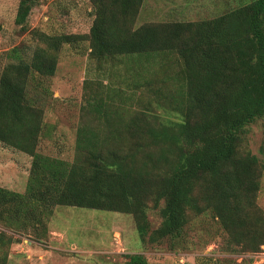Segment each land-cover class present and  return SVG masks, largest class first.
Segmentation results:
<instances>
[{"label": "trees", "instance_id": "1", "mask_svg": "<svg viewBox=\"0 0 264 264\" xmlns=\"http://www.w3.org/2000/svg\"><path fill=\"white\" fill-rule=\"evenodd\" d=\"M39 0H19L25 25ZM87 34L34 30L29 60L16 53L0 74V140L32 157L26 190L0 185V223L44 239L57 205L130 213L144 242L182 234L194 216L211 213L232 243L256 252L264 244L257 203L264 164L244 146L248 127L264 118V0L208 19L136 24L144 0H91ZM90 41L97 61L119 55L176 54L178 96L155 90L134 107L120 91L94 92L83 108L72 161L38 150L43 109L28 98L37 76L55 74L65 44ZM152 81L136 82L137 87ZM121 94L123 98L116 96ZM165 98V99H164ZM152 104V105H149ZM167 108V107H166ZM178 113V114H179ZM151 209L162 218L152 229ZM12 235L0 230V246ZM6 253V252H5ZM129 264H148L139 253Z\"/></svg>", "mask_w": 264, "mask_h": 264}, {"label": "rangeland", "instance_id": "2", "mask_svg": "<svg viewBox=\"0 0 264 264\" xmlns=\"http://www.w3.org/2000/svg\"><path fill=\"white\" fill-rule=\"evenodd\" d=\"M251 0H144L136 24L147 22L208 19ZM19 0H0V74L15 60L16 53L29 60L38 41L39 30L49 34L90 32L94 9L91 0H39L30 11L26 27L16 22ZM90 41L65 44L59 53L55 74L37 76L28 91L29 100L43 109L44 127L38 150L72 161L77 129L83 120L87 99L94 92L108 95L120 91L132 97L137 107L149 100L167 118H176L168 102L157 108L159 88L165 100L178 96L179 81L173 79L176 54L119 55L97 61ZM152 81L137 87L136 82ZM116 96L123 98L121 94ZM142 97L144 102H138ZM149 104V105H152ZM153 106V105H152ZM244 146L264 164V118L247 129ZM32 157L0 140V185L24 192ZM257 203L264 211V171L260 177ZM152 229L162 218L151 209ZM44 239L33 237L31 229L13 232L0 223V230L12 235L9 248L0 246V264H129L130 254L144 255L148 264H264V244L256 252L232 243L217 217L211 213L194 216L182 234L156 242H144L130 213L79 206L57 205ZM52 229L54 231H52ZM6 252V253H5Z\"/></svg>", "mask_w": 264, "mask_h": 264}, {"label": "crops", "instance_id": "3", "mask_svg": "<svg viewBox=\"0 0 264 264\" xmlns=\"http://www.w3.org/2000/svg\"><path fill=\"white\" fill-rule=\"evenodd\" d=\"M52 231H54V230L52 229Z\"/></svg>", "mask_w": 264, "mask_h": 264}]
</instances>
